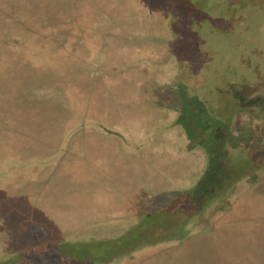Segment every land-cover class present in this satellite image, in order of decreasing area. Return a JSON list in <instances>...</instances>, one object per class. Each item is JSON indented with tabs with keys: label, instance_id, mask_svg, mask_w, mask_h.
<instances>
[{
	"label": "rangeland",
	"instance_id": "obj_1",
	"mask_svg": "<svg viewBox=\"0 0 264 264\" xmlns=\"http://www.w3.org/2000/svg\"><path fill=\"white\" fill-rule=\"evenodd\" d=\"M40 261L264 264V0H0V264Z\"/></svg>",
	"mask_w": 264,
	"mask_h": 264
},
{
	"label": "trees",
	"instance_id": "obj_2",
	"mask_svg": "<svg viewBox=\"0 0 264 264\" xmlns=\"http://www.w3.org/2000/svg\"><path fill=\"white\" fill-rule=\"evenodd\" d=\"M183 98H184V97H183ZM62 245H63V244H61V242H60V243L51 244V246L58 247V250H57V251H60V250L63 249V246H62ZM106 252H109V250L106 249ZM38 253H41V252H38ZM78 253L81 254V255H83V256L86 255V251H85L84 248L79 249ZM102 254H103V252L101 253V255H102ZM41 262H42V261L38 262L37 264H39V263H41Z\"/></svg>",
	"mask_w": 264,
	"mask_h": 264
}]
</instances>
